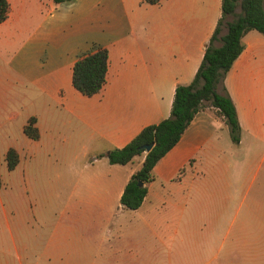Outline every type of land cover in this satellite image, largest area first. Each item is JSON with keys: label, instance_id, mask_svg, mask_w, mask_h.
Segmentation results:
<instances>
[{"label": "crops", "instance_id": "obj_1", "mask_svg": "<svg viewBox=\"0 0 264 264\" xmlns=\"http://www.w3.org/2000/svg\"><path fill=\"white\" fill-rule=\"evenodd\" d=\"M221 1L8 0V16L0 23V118L20 120L23 135L1 144L0 189L8 187L10 177L18 179L14 172L20 168L22 196L33 201L30 226L23 227L22 260H108L101 255L109 250L95 252L94 247L113 238L123 245L122 259L201 264V240L195 253L187 250L193 231L201 237L195 217L219 212V198H228L222 188L229 186L221 178L230 177L220 172L235 163L244 142L246 191L254 189L252 198L264 215V176L258 175L264 162V34L256 30L242 36L243 49L223 81L240 126L238 143L217 110L203 106L154 165L155 179L146 184L147 194L135 210L123 208L120 197L144 153L126 164L108 161L109 150L169 116L175 87L190 83L202 61L221 17ZM225 31L223 27L220 34ZM98 47L108 54L105 84L99 92L83 95L72 84V67ZM30 117L36 119L37 139L23 132ZM10 148L19 157L12 170L5 160ZM182 167L185 171L174 180ZM205 226L216 229L214 221ZM143 231L170 240L164 256L155 249L143 253L137 240ZM237 231L241 236L231 240V252L241 261L235 264H264V220L247 221ZM7 244L3 236L0 264L10 261ZM126 245L133 246L132 254L123 249Z\"/></svg>", "mask_w": 264, "mask_h": 264}, {"label": "trees", "instance_id": "obj_2", "mask_svg": "<svg viewBox=\"0 0 264 264\" xmlns=\"http://www.w3.org/2000/svg\"><path fill=\"white\" fill-rule=\"evenodd\" d=\"M53 1L61 3L71 0ZM144 1L157 3L160 0ZM238 5L240 10L237 12ZM8 11V0H0V23L7 18ZM228 16L232 18L229 20ZM223 27L226 31L221 35ZM249 30L264 34V0H240L239 3L237 0H222L221 17L205 47L202 61L190 83L175 87L169 116L143 127L124 146L109 150L108 161L111 164H126L134 156L144 153L140 168L132 173L121 194L120 204L123 208L135 210L140 207L147 194L146 184L155 179L154 165L178 142L195 113L203 106L215 108L228 126L232 141L239 142L240 126L236 110L223 81L226 72L243 49L242 36ZM216 40L221 43L218 47L213 45ZM107 65L108 54L105 48L98 47L82 54L72 67L73 86L87 96L99 92L105 84ZM35 122L36 119L30 117L23 127L25 135L32 139L39 136ZM149 143H153V146L145 152L143 145ZM5 159L7 168L12 170L19 160L16 150L8 149ZM185 169L180 168L174 180L180 179Z\"/></svg>", "mask_w": 264, "mask_h": 264}, {"label": "rangeland", "instance_id": "obj_3", "mask_svg": "<svg viewBox=\"0 0 264 264\" xmlns=\"http://www.w3.org/2000/svg\"><path fill=\"white\" fill-rule=\"evenodd\" d=\"M239 10V9H238ZM231 19V16L227 17ZM20 120H15L7 117L0 118V147L1 144L10 143L18 140V137H21L22 132L20 133ZM247 146L248 144L244 142L239 149L237 155H235V163L228 168V170L221 171L225 174H230V177L222 179V184H228L229 186H223L224 189L223 195H228V198L223 196L219 198L220 202L217 203L219 212L214 214L201 213L199 218L195 217L196 222L201 223V237L198 236V231H193L191 237V246H187L188 253H195L197 249L198 240H201V264L207 262V264H235V262L241 261V257L236 253L231 252V240L241 236L238 231L245 234L243 230H238L237 227L245 222L253 221H262L264 220V215H262L261 207L258 205L256 199L252 198V193L246 191L248 179L245 178L246 170L244 168V160L241 161V158L247 156ZM17 152V151H16ZM2 156V150L0 149V157ZM240 156V163H237ZM6 160V159H5ZM252 158H249L247 161L249 175V169L251 167L250 161ZM237 165V166H236ZM246 166V167H247ZM216 168V167H214ZM208 174L213 173L212 170H208ZM206 173V174H207ZM18 179H12L10 177L8 181V187H1V196H0V243L2 237H6L7 246L5 250L8 251L7 257L10 261L7 264H35L25 260L22 253V237H23V227L30 226L31 218L28 216L29 207L33 208V201H29L28 198L23 197L21 191V181L19 180L21 176L20 168L14 172ZM12 174V175H14ZM220 175V174H218ZM259 179L264 176V162L259 169ZM223 175H220L222 177ZM32 200V199H31ZM254 202V203H253ZM254 206L258 210H249L247 208ZM195 216V215H194ZM216 223L215 230H208L205 224L209 222ZM10 227V231L8 229ZM201 238V239H200ZM161 239H166L161 241ZM115 239L111 238L110 241L105 242L98 247H94V251L104 253L107 250L106 254L101 255L104 257L108 256V260H97L98 257L95 256L94 260L85 259L84 256H77L72 261L74 264H188L182 259L178 261L167 262L159 261L158 263L151 262V260H135L134 258H125L122 259V254L119 251H122L123 245L115 244ZM139 242V248L144 249H155L159 255H165L167 249L169 248L170 240L167 238H160L151 236L147 232L140 233L137 237ZM211 241L208 243L206 241ZM176 245V244H175ZM174 245V247H175ZM127 253L132 254L134 252L133 246L126 245L123 247ZM178 250H181V247H178ZM38 245L35 244L31 248L32 258L37 257ZM179 255L182 256V252L179 251ZM191 264V263H190ZM192 264H198L197 261L192 262Z\"/></svg>", "mask_w": 264, "mask_h": 264}, {"label": "water", "instance_id": "obj_4", "mask_svg": "<svg viewBox=\"0 0 264 264\" xmlns=\"http://www.w3.org/2000/svg\"><path fill=\"white\" fill-rule=\"evenodd\" d=\"M153 146V143L145 144L143 145L144 151L148 152ZM138 184H141V182H138Z\"/></svg>", "mask_w": 264, "mask_h": 264}]
</instances>
